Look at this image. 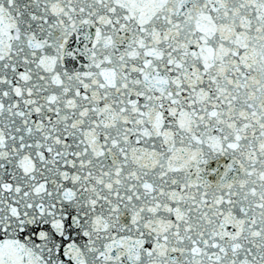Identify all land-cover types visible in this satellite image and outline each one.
<instances>
[{
  "label": "snow or ice",
  "instance_id": "snow-or-ice-1",
  "mask_svg": "<svg viewBox=\"0 0 264 264\" xmlns=\"http://www.w3.org/2000/svg\"><path fill=\"white\" fill-rule=\"evenodd\" d=\"M0 264H264V0H0Z\"/></svg>",
  "mask_w": 264,
  "mask_h": 264
}]
</instances>
